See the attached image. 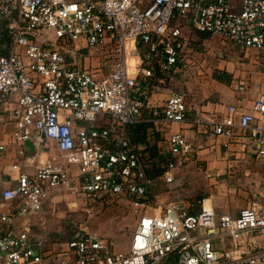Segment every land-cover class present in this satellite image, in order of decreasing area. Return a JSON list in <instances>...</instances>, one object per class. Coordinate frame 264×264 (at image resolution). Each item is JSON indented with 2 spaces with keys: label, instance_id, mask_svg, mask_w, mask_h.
<instances>
[{
  "label": "built area",
  "instance_id": "built-area-1",
  "mask_svg": "<svg viewBox=\"0 0 264 264\" xmlns=\"http://www.w3.org/2000/svg\"><path fill=\"white\" fill-rule=\"evenodd\" d=\"M1 11L10 34L0 53V98L15 95L9 114L18 154L26 141L34 152L23 157L32 169L0 191V264H264V208L256 201L236 214H217L204 198L198 209L184 199L167 201L161 212L139 216L127 250L85 227L47 244L44 227L34 226L65 194L160 207L143 146L126 125L163 128L185 120L186 93L171 91L161 102L152 97L170 70L188 64L199 70L204 62L205 50L185 28L238 47L231 57L237 64L253 56L264 83V0H12ZM235 79L243 85L248 75ZM220 104L208 119L212 133L241 134L252 160L264 165V86L251 108ZM163 142L159 176L169 183L192 143L178 130ZM42 150L47 157L35 162Z\"/></svg>",
  "mask_w": 264,
  "mask_h": 264
},
{
  "label": "rangeland",
  "instance_id": "rangeland-1",
  "mask_svg": "<svg viewBox=\"0 0 264 264\" xmlns=\"http://www.w3.org/2000/svg\"><path fill=\"white\" fill-rule=\"evenodd\" d=\"M186 30L194 38L192 41L194 45L200 50H205L202 55L205 63L199 67V70L193 66L188 67L189 64L170 70L162 81L156 82L157 88L154 87V91L161 92V96L171 91H181L196 99H211L215 90L214 78L216 77L214 72L218 69L215 65L221 62L224 66L223 69H220L223 71L221 81L231 83L233 69L232 65L227 62L232 61L233 54L229 48L223 46L217 35H206L207 39L200 43L199 32L189 31L187 28ZM216 49L219 50L221 56L215 57L213 55ZM252 57L250 59H253ZM67 59L75 60V57L68 54ZM227 64L232 71L225 70ZM235 69H238L237 65ZM233 83L236 84V81ZM156 130L154 125L147 130L148 143L154 142L152 135ZM159 135L156 138V144L160 148L164 142L163 135L160 132ZM141 144L144 146L145 143ZM143 152L145 155L144 150ZM195 167L192 166L194 172L200 171ZM172 172L174 181L171 183H164L159 176L153 177L154 184H152L150 191L154 194H160L161 197L163 195L165 198L162 202L183 198L185 201L196 203L195 208L198 209V199L206 197L204 204L207 207L210 204L208 198L210 197L213 206L221 212L243 207L250 201H256L264 208V178L262 177L259 180H252L219 175L210 179L202 172H196L197 175L194 178H198L190 181L178 173V167L173 168ZM162 205L159 207V203H153L149 207H140L126 197H103L90 202L78 195L65 194L58 196L56 201H53L51 205L45 208L44 212L34 218L36 222L34 226L38 231L42 226L44 227L41 230L47 233L49 238L47 244L49 242L52 244L53 240H63L69 236L72 230L85 227L86 230L96 232L106 238L107 241L112 242L114 249L127 250L139 216L145 211L147 213L161 212L163 210ZM160 264H164V262Z\"/></svg>",
  "mask_w": 264,
  "mask_h": 264
},
{
  "label": "crops",
  "instance_id": "crops-1",
  "mask_svg": "<svg viewBox=\"0 0 264 264\" xmlns=\"http://www.w3.org/2000/svg\"><path fill=\"white\" fill-rule=\"evenodd\" d=\"M11 3L12 0H0V18L5 15V13L1 11L2 7L9 6ZM185 31L188 32L186 28ZM199 34L200 36L198 38L200 39V43L207 39L206 35L203 36L200 32ZM188 35L193 41L194 38L190 36L191 34H189V32ZM216 51L218 52L219 50L216 49ZM230 52L231 54H237L238 47H234ZM203 61L202 65L205 63V60ZM227 63L232 65L233 69L231 83H225L214 78L215 90L211 99H196L186 93L188 112L185 120L182 122H172L163 128H161V126L157 127L161 129L159 132L163 136L178 130L192 143L191 153L185 158H181V163L176 166L178 167V173L180 175L182 174L185 179H189L190 181L198 178H194V176L197 175L196 172H202L203 175L210 179L219 175L236 177L237 179L248 178L259 180L261 177L264 178V165L255 163V161L252 160V150L249 147H244L240 143L239 137L241 134L236 133L231 137L224 134H213L210 127L211 124L208 122V119L215 117V114H213L211 110L221 107L220 102H232L251 108L257 93L264 86L258 64L253 59L248 58V63L242 62L237 64V62L233 60ZM236 65L238 69H235ZM215 67L219 70L224 68L221 62H218ZM232 69L229 68L228 64L225 66L226 71H232ZM245 75H248V81H246L245 84L238 85V83H233L237 80L235 76L245 77ZM168 94H162L161 96V92L154 91L152 97L157 102H161ZM14 99L15 95L0 98V144H4L5 146L4 149L0 151V191L12 182V178L15 177L19 171H29L32 169V166L23 164L24 155H31L34 152L30 142L26 141L23 144L24 155H20L17 152L18 144L15 142L13 136V120L9 114V107L14 104ZM47 155V150L38 151L34 156V161H42ZM14 164H16V166H14ZM192 166H196L195 169H199L200 171L194 172ZM159 195L160 194H155L156 200L162 205L165 203L162 202L165 197ZM202 198L205 199L206 197ZM208 198L215 212L220 214L221 210H217L216 207L213 206L210 197ZM201 199H198V201ZM250 203L251 201L247 205ZM239 208L229 212L236 214Z\"/></svg>",
  "mask_w": 264,
  "mask_h": 264
},
{
  "label": "trees",
  "instance_id": "trees-1",
  "mask_svg": "<svg viewBox=\"0 0 264 264\" xmlns=\"http://www.w3.org/2000/svg\"><path fill=\"white\" fill-rule=\"evenodd\" d=\"M202 35H207L205 33H202ZM222 70H215L214 75L217 79L222 80ZM154 124L150 121H139V122H135V123H131L126 125V133L128 134V136L138 142V143H145L143 146V150L145 151V155H144V161L147 164V173L148 176L150 177H155V176H159L164 168L163 163L164 161L162 159H160L158 157L159 154V147L156 144V138L159 135V130H156V132L153 133V138H154V142L152 143H148L147 142V137L149 135H147V130L153 126ZM73 230L71 231L70 234H72ZM69 234V235H70ZM170 258H168L167 263H171V261H169Z\"/></svg>",
  "mask_w": 264,
  "mask_h": 264
},
{
  "label": "water",
  "instance_id": "water-1",
  "mask_svg": "<svg viewBox=\"0 0 264 264\" xmlns=\"http://www.w3.org/2000/svg\"><path fill=\"white\" fill-rule=\"evenodd\" d=\"M9 17L4 15L0 18V53L6 47L7 42L9 41V28L7 25Z\"/></svg>",
  "mask_w": 264,
  "mask_h": 264
},
{
  "label": "bare ground",
  "instance_id": "bare-ground-1",
  "mask_svg": "<svg viewBox=\"0 0 264 264\" xmlns=\"http://www.w3.org/2000/svg\"><path fill=\"white\" fill-rule=\"evenodd\" d=\"M152 184H153V182H152Z\"/></svg>",
  "mask_w": 264,
  "mask_h": 264
}]
</instances>
